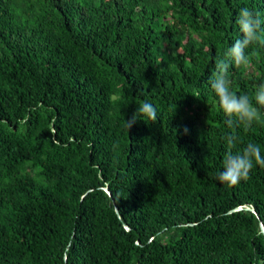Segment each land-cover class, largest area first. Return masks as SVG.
Returning a JSON list of instances; mask_svg holds the SVG:
<instances>
[{
  "label": "trees",
  "instance_id": "trees-1",
  "mask_svg": "<svg viewBox=\"0 0 264 264\" xmlns=\"http://www.w3.org/2000/svg\"><path fill=\"white\" fill-rule=\"evenodd\" d=\"M244 7L264 20V0H0V264H264V167L215 179L227 134L264 154V121L229 128L210 87ZM246 53L229 74L254 97L264 44Z\"/></svg>",
  "mask_w": 264,
  "mask_h": 264
},
{
  "label": "clouds",
  "instance_id": "clouds-1",
  "mask_svg": "<svg viewBox=\"0 0 264 264\" xmlns=\"http://www.w3.org/2000/svg\"><path fill=\"white\" fill-rule=\"evenodd\" d=\"M236 23L239 26L241 38L232 43L223 58L215 63V71L210 80V87L214 92L219 107L226 116L225 124L231 128L235 125L251 127L254 123L264 121V83L256 89L254 97L247 94L238 95L232 89L229 69L235 65L245 69L250 65V57L246 49L254 43L264 44L260 32L264 20L247 7L240 10ZM157 110L149 102L141 103L131 119L124 121L126 129H130L137 120L145 123L155 122ZM185 133L188 131L184 129ZM226 151L222 161V168L215 174V179L226 185H237L249 178L255 165L264 167V154L260 145L249 142L239 151H234L240 142L239 137L227 134Z\"/></svg>",
  "mask_w": 264,
  "mask_h": 264
}]
</instances>
